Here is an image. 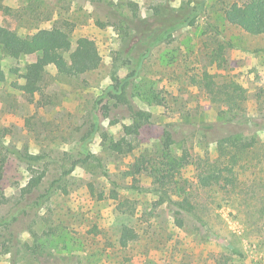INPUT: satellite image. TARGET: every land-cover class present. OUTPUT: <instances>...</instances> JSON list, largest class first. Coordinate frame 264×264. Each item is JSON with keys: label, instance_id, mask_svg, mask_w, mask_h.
<instances>
[{"label": "rangeland", "instance_id": "obj_1", "mask_svg": "<svg viewBox=\"0 0 264 264\" xmlns=\"http://www.w3.org/2000/svg\"><path fill=\"white\" fill-rule=\"evenodd\" d=\"M245 1L0 0V27L25 43L59 29L70 52L88 37L101 57L69 76L0 45V264H264V34L223 17ZM30 63L45 68L32 96L14 88ZM126 77L146 124L106 95ZM226 86L242 88L240 108L216 97ZM134 124L138 133L125 136ZM122 137L121 154L107 149ZM172 159L171 182L159 184ZM211 164L233 184L202 186ZM155 190L186 193L195 215L182 212L176 226Z\"/></svg>", "mask_w": 264, "mask_h": 264}, {"label": "trees", "instance_id": "obj_2", "mask_svg": "<svg viewBox=\"0 0 264 264\" xmlns=\"http://www.w3.org/2000/svg\"><path fill=\"white\" fill-rule=\"evenodd\" d=\"M224 20L243 32L249 35H263L264 34V0H246L245 2L238 4L233 3L223 11ZM189 25L193 24V18L188 20ZM0 45L5 49L12 48L18 51L20 54H39L41 59L56 68L58 73L77 76L84 74L89 71H93L98 68L101 63V57L98 52L95 42L88 37H79L75 42V48L70 52L71 41L68 35L59 29H42L30 36L28 43L15 32L9 29L0 27ZM45 68L39 63H30L26 66V72L21 76L23 84H14V88L25 95L32 96L34 93L40 90L42 82L44 80ZM127 78V79H126ZM123 81L114 79L106 95L119 104H126L130 113L133 117L142 121L144 124L149 122L150 115L141 110H136L131 106L128 99V87L130 86L129 77H126ZM216 97L225 102L230 109L240 108L242 101L244 100L243 90L238 86H226L216 92ZM139 124L131 126H124L123 132L125 136L137 134ZM125 138L122 137L116 142H110L107 149L111 152L122 153V145L124 144ZM246 145L239 144L237 152L234 154L230 153L232 157L235 154L241 153L245 149ZM85 153V152H84ZM87 154V153H86ZM87 157V156H86ZM33 160H38V157H34ZM231 160V159H230ZM5 158H0V205L3 203L4 194L2 190V179H3V165ZM177 161L170 160L164 162L163 166H167L166 172H159L156 176L159 184L171 182L173 172L176 169ZM218 165L211 164L208 167L206 175L199 177V182L202 186L207 187L212 183H217L220 180L226 181L227 183L233 184L236 179L229 178L228 175L222 174V171H218ZM212 167H216V171H213ZM141 167L137 166V170L140 171ZM223 170L233 176V166L226 162L223 166ZM42 175L32 178L29 182V188L38 186L41 182ZM160 179V180H159ZM165 181V182H164ZM154 195L157 196L158 200L162 203H168V205L174 207L173 213L176 222V226L182 227V219L179 215L184 212L190 216H194V207L187 198V194L180 193L173 194L176 199L169 196L168 192H159L158 190L153 191ZM131 238L129 228L126 226L122 229V234L119 239V245L122 248L127 247L128 241Z\"/></svg>", "mask_w": 264, "mask_h": 264}]
</instances>
